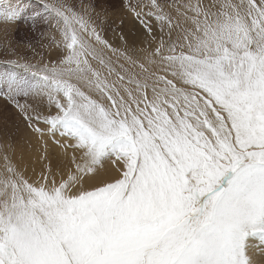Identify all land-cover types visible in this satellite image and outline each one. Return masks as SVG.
Segmentation results:
<instances>
[{
  "label": "snow or ice",
  "instance_id": "snow-or-ice-1",
  "mask_svg": "<svg viewBox=\"0 0 264 264\" xmlns=\"http://www.w3.org/2000/svg\"><path fill=\"white\" fill-rule=\"evenodd\" d=\"M105 4L41 0L40 51L0 61L38 144L0 145V264H257L264 0H120L127 32Z\"/></svg>",
  "mask_w": 264,
  "mask_h": 264
},
{
  "label": "rangeland",
  "instance_id": "rangeland-1",
  "mask_svg": "<svg viewBox=\"0 0 264 264\" xmlns=\"http://www.w3.org/2000/svg\"><path fill=\"white\" fill-rule=\"evenodd\" d=\"M76 2L79 4L80 0H76ZM40 3L41 0H0V7L13 6L23 9L24 17L20 20L19 24H5L0 22V61L14 58L12 57V52L7 50L8 48L17 51L19 55L31 57L33 53L27 45L32 43L36 45L37 51H40V32L43 26L39 21H35L36 27H33L34 21L32 19L33 14L40 11L36 7ZM105 6L108 9L111 20H115L118 23L119 17H125V31L127 32L133 22L126 17L125 12L121 8L120 0H106ZM5 104V101L0 100V145L7 146V144L11 143L15 150H20L21 152L28 149V144L30 143L33 146L31 148L34 149L32 151L36 152L35 146L38 147V144H36L34 136L23 125H19V132L16 131L18 122L14 110L10 107L5 108ZM6 116L8 117L7 121L5 120ZM7 134H11L10 140L7 138ZM256 252L258 253L257 258H255L257 264H263L264 253Z\"/></svg>",
  "mask_w": 264,
  "mask_h": 264
},
{
  "label": "bare ground",
  "instance_id": "bare-ground-1",
  "mask_svg": "<svg viewBox=\"0 0 264 264\" xmlns=\"http://www.w3.org/2000/svg\"><path fill=\"white\" fill-rule=\"evenodd\" d=\"M27 132V131H26ZM31 138V137H30ZM33 140V139H32ZM34 140H35V142H36V144H37V140H36V138L34 137ZM34 142V141H33ZM30 144V143H29ZM28 144V145H29ZM33 144V143H32ZM24 145V144H23ZM27 145V146H28ZM34 145V144H33ZM6 146V145H5ZM31 147H33V146H31ZM35 148L37 149V147L35 146ZM32 150H34V149H32V148H28V149H26V150H24V151H21L20 152V150H15V153H16V156H17V158H19L20 156H21V154H23V156H24V158H25V161L26 162H28V167H29V169H31V167H32V164H31V162H30V160H29V157H34L35 155H37L36 154V152H33ZM19 151V152H18ZM36 151V150H35ZM35 153V154H34ZM252 255H253V258L255 259V258H257V255H258V253L256 252V250L255 249H253L252 250ZM263 264H264V262H263Z\"/></svg>",
  "mask_w": 264,
  "mask_h": 264
}]
</instances>
